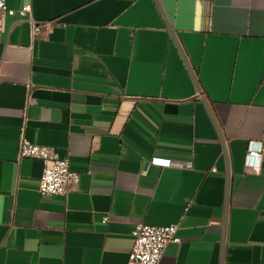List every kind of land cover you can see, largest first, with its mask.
Instances as JSON below:
<instances>
[{
	"label": "crops",
	"instance_id": "1",
	"mask_svg": "<svg viewBox=\"0 0 264 264\" xmlns=\"http://www.w3.org/2000/svg\"><path fill=\"white\" fill-rule=\"evenodd\" d=\"M6 4L0 264H128L139 224L178 226L160 264H264V159L244 167L264 143V0ZM22 140L69 160L78 185L41 196Z\"/></svg>",
	"mask_w": 264,
	"mask_h": 264
},
{
	"label": "built area",
	"instance_id": "2",
	"mask_svg": "<svg viewBox=\"0 0 264 264\" xmlns=\"http://www.w3.org/2000/svg\"><path fill=\"white\" fill-rule=\"evenodd\" d=\"M7 0H0V33L4 17L14 14L8 9ZM20 17H26L32 25V35L35 37L40 31V26L33 19L30 5H25L16 11ZM18 161L23 159L38 160L43 164V172L39 180L38 193L43 197L67 196L71 189L78 185L80 176L71 169L69 160L61 159L54 148L45 147L22 140L18 148ZM264 159V143L254 141L249 143L244 167L246 171L254 174L262 170ZM153 166L171 168V160L153 158ZM177 168L192 170V163H179ZM133 239L132 250L128 255V264H160L166 247L169 244H180L179 228L176 225L165 227H151L144 224L137 225L131 233Z\"/></svg>",
	"mask_w": 264,
	"mask_h": 264
}]
</instances>
